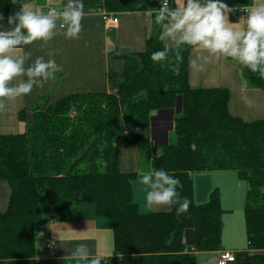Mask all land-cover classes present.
Here are the masks:
<instances>
[{
	"label": "trees",
	"instance_id": "obj_1",
	"mask_svg": "<svg viewBox=\"0 0 264 264\" xmlns=\"http://www.w3.org/2000/svg\"><path fill=\"white\" fill-rule=\"evenodd\" d=\"M152 1L159 0L83 3L122 12L156 10ZM17 11L14 0H0L1 30L10 27L7 19ZM160 31L155 25L143 51L113 52L125 67L109 92H74L43 105L41 97L31 127L0 136V180L10 187L8 207L0 211V264H40L36 240L41 225L85 203L112 224L118 259L136 255L139 264H197V252L222 248L225 210L218 188L207 201H195L193 174L226 170L248 185V247L235 253L234 262L264 264V118L246 121L233 115L227 88L190 86V47L183 48L182 60L170 54L153 62L151 54L164 46ZM242 70L249 85L264 90L258 73ZM179 96L182 111L175 116L174 139L151 156V166L179 179L177 191L190 201L189 211L177 216L173 205L169 211L142 213L133 197L135 174L121 169L119 143L151 154L152 115L175 107ZM25 114L21 110L19 117Z\"/></svg>",
	"mask_w": 264,
	"mask_h": 264
},
{
	"label": "crops",
	"instance_id": "obj_2",
	"mask_svg": "<svg viewBox=\"0 0 264 264\" xmlns=\"http://www.w3.org/2000/svg\"><path fill=\"white\" fill-rule=\"evenodd\" d=\"M18 10L22 3L28 4L34 10L47 12L49 9H61L67 0H14ZM170 6H175V0H170ZM229 7L236 9L229 15L231 22H238L241 16L246 15L242 8L264 3V0H223ZM158 10L122 11L119 12L118 25L107 28L99 9L85 6V16L82 20V32L79 39H67L61 30H57L56 36L49 42L47 49L41 48L40 41L24 46V51L32 53L26 66L30 65L37 57L43 56L45 61L54 59L60 68L54 79H50L43 88L34 87L31 94L24 96L8 105L7 111L0 113V136L25 132L33 125L34 111L41 97L54 102L74 92H109L116 86L122 77L125 61L114 57L116 50L131 53L145 49L147 38L153 33L155 13ZM243 21L240 22L242 25ZM240 26V25H238ZM1 30V29H0ZM187 46H183L185 48ZM48 50H53L55 56L49 57ZM202 50L190 48L189 52V82L193 88L223 87L230 91L229 111L246 121H254L264 118V90L249 85L244 77L243 67L230 58L216 60L211 58L208 62L198 61L202 68L195 69L190 62L198 56H206ZM26 79V77L22 78ZM15 83V81H14ZM177 100V99H176ZM177 105V104H176ZM171 109H174L172 112ZM21 110H26L25 119L19 117ZM182 111V109H181ZM176 106L169 109L157 110L152 115L154 147H161L170 140L173 131L175 116L181 113ZM141 147L134 144L119 143L121 169L127 173H134L132 181L133 197L141 209L140 197L136 181L142 171ZM151 164V161H150ZM152 168V166L150 165ZM226 171H200L193 174L195 187V201L203 203L209 199L213 186L209 181L216 174ZM235 172V171H234ZM236 176L237 173H234ZM196 181L203 182L202 190L197 188ZM212 185V184H211ZM248 188V187H247ZM10 196L9 184L0 180V211L8 207ZM239 203H237V208ZM171 208H158V211H169ZM141 211V210H140ZM229 212L225 210L224 214ZM223 214V219L225 215ZM222 219V220H223ZM104 226H102V225ZM111 224V223H110ZM112 226V224H111ZM224 226V220H223ZM107 228L103 219L96 214L94 206L88 203L82 204L78 209H68L60 212L55 218L43 223L37 236L36 257L40 264H66L68 261L77 263L71 258V253L78 244H85L92 256L104 257L101 264H113L118 260L120 264H126L129 260L134 264L139 263L136 255H128L124 260L118 259L113 248V232L105 238L104 228ZM224 228V227H223ZM224 230V229H223ZM222 230V241L223 233ZM104 231V232H103ZM49 239H55L56 245L48 249ZM220 250L197 252V264H219V255L222 250L233 252L245 250V246H221ZM229 264H236L231 262Z\"/></svg>",
	"mask_w": 264,
	"mask_h": 264
},
{
	"label": "clouds",
	"instance_id": "obj_3",
	"mask_svg": "<svg viewBox=\"0 0 264 264\" xmlns=\"http://www.w3.org/2000/svg\"><path fill=\"white\" fill-rule=\"evenodd\" d=\"M235 11L223 0H175V6H170V0H159L155 24L161 29L158 39L164 46L151 54V60L161 62L170 54L182 60L183 46H187L207 53L192 60V68H202L198 61L230 58L264 79V3L242 8L246 15L234 23L229 15ZM85 14L83 0H67L61 9L52 8L46 13L22 3L19 11L8 17L10 27L0 30V113L6 112L9 104L30 95L34 87L43 88L60 71L54 59L45 61L43 56L26 66L32 53L24 51V46L40 41L41 48L47 49L58 29L67 39H79ZM3 20L0 14V27ZM47 55L53 57L55 52L48 50ZM190 148L195 151V143ZM135 183L142 213L173 205H177V216L189 211L190 201L181 199L177 191L182 187L179 179L165 170L150 167L139 174ZM71 258L77 264H101L105 260L92 256L85 244H78Z\"/></svg>",
	"mask_w": 264,
	"mask_h": 264
},
{
	"label": "rangeland",
	"instance_id": "obj_4",
	"mask_svg": "<svg viewBox=\"0 0 264 264\" xmlns=\"http://www.w3.org/2000/svg\"><path fill=\"white\" fill-rule=\"evenodd\" d=\"M155 23V22H154ZM156 25V24H154ZM155 30V26H154ZM46 99H43L41 104H45ZM40 104V105H41ZM123 127L125 128V124L123 122ZM123 128V129H124ZM170 137L174 139L173 137V131L170 133ZM142 149V148H141ZM154 151L156 154L159 153L160 147L155 148ZM141 168L146 169L150 168V161H151V154L153 150L151 151V154L148 155V153L142 149L141 150ZM235 172L232 170L231 173L228 172H222L220 174H216L215 177H212L211 181H209L210 186H213L212 190L218 188L220 197H221V203L222 207L224 210H229V212L226 213L224 220V235H223V241L222 244L224 243V246H232L234 247H239V246H245L248 247V237L246 233V226H245V219H244V204L246 202V191H247V183L244 180L238 179V176H230L235 175ZM195 174V173H194ZM196 186L200 191L202 190L203 187V182L196 181ZM212 184V185H211ZM237 203H239V207L237 208ZM91 207H93L92 204H88ZM101 219H103L104 223H106L107 228H104V234L105 238L107 237L106 235L110 234V231L112 229V226L110 224V221L107 217L105 216H99ZM102 225V224H101ZM104 226V225H102ZM247 249V248H246ZM244 250V249H243ZM66 264H75L71 261H68ZM77 264V263H76ZM112 264V263H111ZM113 264H120L118 260H113ZM126 264H134L129 260L126 262ZM139 264V263H137Z\"/></svg>",
	"mask_w": 264,
	"mask_h": 264
},
{
	"label": "built area",
	"instance_id": "obj_5",
	"mask_svg": "<svg viewBox=\"0 0 264 264\" xmlns=\"http://www.w3.org/2000/svg\"><path fill=\"white\" fill-rule=\"evenodd\" d=\"M170 4H171V1H170ZM99 12L107 28H113L118 25L119 23L118 20H120L119 12L109 11L108 9L104 7L99 8ZM55 245H56V240L49 239L46 246L48 249H51ZM235 258H236L235 252L230 251V250H222L220 251L218 263L219 264H229L231 262H234Z\"/></svg>",
	"mask_w": 264,
	"mask_h": 264
},
{
	"label": "water",
	"instance_id": "obj_6",
	"mask_svg": "<svg viewBox=\"0 0 264 264\" xmlns=\"http://www.w3.org/2000/svg\"><path fill=\"white\" fill-rule=\"evenodd\" d=\"M150 6H152V7H158L159 6V1H152L151 2V5ZM182 96H179L178 97V99H177V105H176V110L178 111V112H180L181 111V109H182ZM171 111L173 112L174 111V109H171ZM151 123H152V119H151ZM153 124L151 125V131H152V136H153ZM172 130L174 129V127L172 126V128H171ZM167 142L166 143H164V144H162L161 146H164V145H167L168 143H169V141L168 140H166ZM52 218H54V217H52Z\"/></svg>",
	"mask_w": 264,
	"mask_h": 264
}]
</instances>
